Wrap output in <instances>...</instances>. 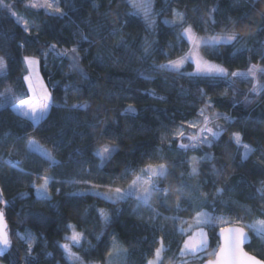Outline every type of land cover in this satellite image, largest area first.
Segmentation results:
<instances>
[{
    "label": "trees",
    "instance_id": "trees-1",
    "mask_svg": "<svg viewBox=\"0 0 264 264\" xmlns=\"http://www.w3.org/2000/svg\"><path fill=\"white\" fill-rule=\"evenodd\" d=\"M6 1L32 24L31 35L27 36L29 42L19 47L26 34L11 12L0 5V57L6 62L4 71L7 74L6 78L0 76V93L11 88L17 102L26 98L27 84L23 77L27 70L23 58L34 56L40 61L41 76L51 92L52 106L35 129L30 120L15 113L11 106L0 108V190L8 202L2 204V209L12 240L11 247L0 254V263L26 264L27 247L17 233L30 232L37 238L31 255L38 258V264H66L58 244L70 232L67 225L72 224L77 231L85 233L83 248L74 247L85 261L108 264L107 252L114 236L115 243L127 250L120 264H144V254L154 248L153 240H158L163 233L174 232L173 221L163 217L175 213L154 202L152 207L162 216L153 223L149 219L150 210L143 205L137 209L131 198L126 203L113 204L90 194L69 195L77 192L79 186L86 187L71 181L89 179L93 183L106 184L115 178V186L127 187L133 177L128 175L123 179L126 167L130 171L138 170L148 162H160L163 158L169 164L171 174L162 183L176 189L181 171L188 172V167L187 164L173 166L172 162L181 154L168 151L169 143L176 148L170 133L164 142L160 137L166 129L179 125L182 119H197L198 110L204 106L200 103L198 89H203L212 98L216 109L229 113L232 121L225 123L221 139L212 147L195 151L198 156L208 153L214 159L200 165L198 176L190 178L185 174L183 179L190 186L199 185L193 195L208 199L205 208L211 210V202L215 200L218 215H228V209L222 203L226 202L232 209L233 219L240 217L244 222L252 223L260 218L264 200L257 189L264 181L261 171L264 164L254 165L253 162L264 153V93H250L251 83L242 79H235L234 88L223 79H218L215 86H209L204 79L197 82L180 72L162 70L158 66L184 55L189 49L186 41L178 44L176 33L179 29L164 23L173 18V10L185 13L187 23L199 36L223 33L227 26L239 37V43L222 45L216 55L201 47L200 54L204 58L222 65L229 72L245 71L249 61L264 66V59L259 54L264 31L258 30L264 26V0H258L254 8L250 0H153L154 27L146 25L139 14L127 15L135 13L128 0H69L71 8L63 2L60 4L68 12L62 18H54L42 8L29 7L28 0ZM214 3H219L220 12L214 15L221 21L215 25L209 17V9ZM112 30L116 35L109 34ZM122 39L126 42L123 45ZM145 39L158 42L152 45L153 51L148 57L144 55ZM52 44L58 50L77 47L81 56L79 67L88 74V80L81 78L67 57L46 60L42 53ZM169 44L175 47L170 48ZM182 72H193V66L187 63ZM141 73L151 79L145 80ZM260 79L264 82V76ZM66 86L68 91H65ZM75 88L80 91L76 92ZM225 92L227 94L223 95ZM246 95L250 103H245ZM73 104L86 107L70 111ZM129 105L135 108V114L125 112ZM237 132L243 143L258 149L243 165L242 148L238 151L236 143L231 141L232 134ZM29 139L43 147L56 163L30 149ZM105 146L116 147L118 151L110 163L98 169L100 161L93 153ZM161 148L164 149L162 152L157 151ZM77 150L82 155H77ZM84 169H90L91 175ZM28 173L55 177L50 199L37 196L30 183L35 177ZM216 188L234 190L216 195ZM185 192L187 194V189ZM174 200L175 192L167 208L174 207ZM95 209L106 210L112 222L105 224ZM180 215L192 217L193 213L183 211ZM161 226L163 233L159 231ZM218 229L216 227L215 231ZM98 235L100 242L96 239ZM251 236L247 251L264 258L260 239L252 233ZM182 240L178 231L166 236L165 243L171 250L166 254L165 264H171L168 258L178 252ZM89 243L95 247L85 251L89 249ZM212 244L215 246V240ZM45 253L53 255L46 256Z\"/></svg>",
    "mask_w": 264,
    "mask_h": 264
},
{
    "label": "snow or ice",
    "instance_id": "snow-or-ice-1",
    "mask_svg": "<svg viewBox=\"0 0 264 264\" xmlns=\"http://www.w3.org/2000/svg\"><path fill=\"white\" fill-rule=\"evenodd\" d=\"M65 3L66 7H73L69 0H42L39 3H32L28 5L31 8H42L45 13L54 17L62 18L68 15V12L61 8L60 4ZM258 0H250L251 6L254 8ZM3 0H0V4ZM132 8L135 9V13L139 14L143 12L144 21L149 27H154L156 24L155 19L149 15L147 8L142 5H138L136 0H128ZM9 11H11V5H3ZM94 7H98L94 5ZM220 12L219 3H214L213 7L209 9V17L213 25L221 22L215 18L216 13ZM15 16V13H12ZM172 20H165L164 23L172 28H178L180 31L176 33L177 41L179 43L187 42L189 45V50L182 56L176 59H168L167 63L160 64L158 67L166 71L180 72L181 75H187L193 78L197 82L201 79L207 81L209 86H215L218 79L227 80L229 86L234 88L235 79H242L251 83L250 93L259 95L264 93V82L261 81L260 77L264 76V66L260 64H252L249 61V66L245 71L236 70L229 72V70L222 65L216 64L212 61L204 59L200 55L201 47L207 48L212 54H218V49L222 45H232L239 43V37L234 31H230L227 26H225L223 33H213L206 37H199L195 33L193 26L187 23L186 15L183 12L176 10L172 11ZM243 19V17L241 18ZM16 23L22 26L23 32L26 34L22 37L19 47H24V44L28 43L27 36H30V28L27 20H23L19 17L16 19ZM259 31H264V26L259 27ZM110 35H116V31L112 30ZM38 39V36H37ZM83 39H87L83 37ZM79 43V42H77ZM121 45L126 43L123 39L121 40ZM158 43L157 41H149L145 39L144 41V55L148 57L152 54V45ZM178 46V45H176ZM48 52H43L42 55L47 58L48 55L54 54L57 58L67 57L71 61V67L78 71L81 78L88 80V74L79 67V62L81 60L80 52L77 47L73 46L71 49L57 50L56 45H47ZM169 47H175L169 44ZM250 52L255 51L254 49H247ZM239 51V49H238ZM261 58L264 59V42L261 44L260 53ZM167 55V53H164ZM23 62L27 66L28 75L23 77V80L27 84V94L26 98L20 99L19 103H16V93L13 89H6L4 92L0 93V108H4L11 105L15 113L20 116L27 118L32 122L33 128L38 125L42 120H44L52 106V96L51 93L44 87L43 82L39 78V73L36 70L40 61L34 56H25ZM186 63L194 65V71L190 73L182 72ZM6 62L3 57H0V76L6 78ZM145 80L151 79L150 76H144ZM35 77V79H34ZM39 85V90L37 89ZM79 92V88L74 89ZM65 91H68L66 86ZM200 95V103L204 106L198 110L197 119L188 121L182 119L179 125H176L174 129H166L165 134H162L160 139L161 142L168 140V133L171 134L172 142L176 144V148L173 149L171 143H169L168 151H175L180 153L181 156L178 160L173 161V166L176 164H187L190 168V172L187 175L191 177H196L200 174V165L205 161L214 159L208 153L202 156H188L190 151H200L204 147H212L215 142L219 141L222 137L224 128L216 123L215 121L223 119L231 122L232 118L221 112H210L214 108V102L210 96L203 89H198ZM150 95L155 96L154 92H150ZM227 93H223L226 95ZM235 94V90H234ZM163 100L164 97H157ZM251 100L248 95L245 96V103H250ZM235 101L233 104L235 105ZM81 106L79 104H73L70 111L79 110ZM135 108L131 105L125 109L126 113L135 114ZM94 127V126H93ZM21 139L23 137H20ZM186 141V142H185ZM231 141H234L239 149H243L241 154V165L245 162L250 161V158L254 156L258 149L242 142V137L240 133H233ZM28 147L35 151H40L42 155L46 156L51 163H56V161L45 151L39 148L37 143L29 139L27 141ZM164 149H158L157 151H163ZM118 151L116 147L105 146L102 150L97 149L94 151V155L99 158L98 169L104 168L108 163L111 162L114 154ZM77 155H82L79 150H77ZM151 158H149L150 160ZM256 164H264V153H261L257 160L253 162ZM215 170V165H213ZM22 171V170H21ZM85 173L89 176L91 175L90 169H84ZM264 172V168H261ZM169 164L161 158L160 162H148L144 167H140L138 170H131L126 167L123 179H127L128 175L133 178L127 187H119L116 185V179L110 180L106 184L93 183L89 179L73 180V184H83L86 186V191L73 192L69 195L85 196L94 195L105 202L116 203H126L129 198H134L136 201V208L138 209L141 205L148 208L152 215L149 217L150 221L155 223L162 213L157 211L152 207V200L155 198L160 202V206L165 207L168 211H173L175 215L168 217H163L165 220H172L174 224V232L178 231L183 237L182 243L178 245V252L168 259L171 264H193V262H198V264H264V258H258L257 255L251 254L245 250V245L251 246L252 237L249 236L251 232L253 236L257 237L261 241L260 251L264 252V205L261 206L260 218L256 219L252 224H244L240 217L233 219L231 217L232 209L228 208V204L224 203V207L228 209V215L216 216L214 213L216 211V202L213 199L211 202V211L204 210L209 204L207 198L201 199L199 196L193 195L196 192V186H190L183 177L185 172L181 171V180L179 185L175 189L176 201L173 208H167L168 201L173 195L172 189L161 187V184L170 175ZM217 171V175H219ZM28 175H34V179L30 182L31 186L35 189L39 197L43 200L50 199L49 185L55 182V177L52 175H40L39 173H28ZM37 181H42L37 183ZM243 182V181H241ZM101 188L106 189V191H100ZM187 189V194L185 190ZM233 191L234 188H216L215 194L222 195L225 191ZM60 190L57 189V192ZM260 197L264 200V181H261V187L257 189ZM0 203L7 204L8 202L3 199V191L0 190ZM187 205V208L184 207ZM100 219L104 221L105 224H110L111 216L104 209H95ZM183 211H190L193 213L192 222L189 223L185 221L180 215ZM87 214V213H86ZM177 225H179L177 227ZM185 225H187L185 227ZM227 225V226H224ZM219 226V232L215 231L216 227ZM67 228L71 230L70 235L64 237L65 243L58 244V247L63 250V256L65 258L66 264H85L83 258L76 252L73 251V247L83 248V242L86 241L85 233L82 231H77L76 226L69 224ZM163 233V226L159 229ZM173 233H163L158 240H153L154 248H150L148 253L144 254V264H165L166 254L171 250L170 245L165 243L167 235H173ZM20 240L24 241L27 245V255L25 257L26 264H38V258L31 255L33 251V246L36 243V237L30 232L25 234L17 233ZM98 242L101 241V236H96ZM215 240V246H213L212 241ZM144 242H147L146 240ZM12 245V240L10 238L9 232L7 230V223L5 221V213L3 209H0V254L7 251ZM95 246L89 243V249H93ZM115 252L116 255H127V250H121L120 247L115 243V237L113 236L112 247L109 248L107 255L109 257L113 256ZM46 256H52V253H45ZM91 264H96V262H91Z\"/></svg>",
    "mask_w": 264,
    "mask_h": 264
},
{
    "label": "rangeland",
    "instance_id": "rangeland-1",
    "mask_svg": "<svg viewBox=\"0 0 264 264\" xmlns=\"http://www.w3.org/2000/svg\"><path fill=\"white\" fill-rule=\"evenodd\" d=\"M39 2H42V0H28V4L27 5H30V4H32V3H39ZM136 2H137V4L138 5H142L144 8H147V10L149 11V15H151L152 17H154V14H153V0H136ZM2 7H4L3 5H11V3L10 2H7L6 0H3V3L2 4H0ZM132 7V6H131ZM37 9H39V8H37ZM132 10L135 12L136 10L135 9H133L132 8ZM11 14L12 13H15L16 15L14 16L15 17V19H17V17H19V18H21V19H23V20H27L28 21V24H29V28H30V26H31V22L28 20V19H26L23 15H20L19 13H17V11L11 6ZM139 15L140 16H142L143 18H144V16H143V12L141 11L140 13H139ZM173 19V18H172ZM171 19V20H172ZM179 31H180V29H179ZM222 34V33H221ZM197 36H199V35H197ZM199 37H206V36H199ZM58 50V49H57ZM189 50V49H188ZM62 51V50H61ZM45 52H48V49L45 51ZM201 55V54H200ZM202 56V55H201ZM203 57V56H202ZM55 58H57L54 54H49L48 55V57L46 58V60H48V61H51V60H53V59H55ZM204 58V57H203ZM204 59H206V58H204ZM206 60H208V59H206ZM209 61H211V60H209ZM212 62H214V61H212ZM214 63H216V62H214ZM187 64V63H186ZM185 64V65H186ZM216 64H218V63H216ZM220 65V64H219ZM193 66V71H194V65H192ZM26 70H27V75L29 74L28 73V69H27V66H26ZM37 71H38V73H39V78H40V80L43 82V85H44V87L45 88H47V90L50 92V90H49V88H48V86H47V84L45 83V81L43 80V78H42V76H41V72H40V68H39V65L37 66V69H36ZM34 79H35V77H34ZM6 89H9V88H6ZM6 89H4L3 90V92L6 90ZM37 89L39 90V85H37ZM51 93V92H50ZM16 103H19V102H17L16 101ZM8 106H11V105H8ZM210 112H221V113H224L225 115H227V116H229V117H231L230 116V114L229 113H227V112H224V111H220L219 109H216L215 107L213 108V109H211L210 110ZM232 118V117H231ZM216 123H218V124H220L223 128H224V126H225V123L226 122H228V121H226V120H223V119H220V120H217V121H215ZM186 142V141H185ZM38 145V144H37ZM39 146V145H38ZM39 148L40 149H42V150H45L43 147H41V146H39ZM102 150V149H101ZM35 151V150H34ZM46 151V150H45ZM37 152H39V153H41L40 151H37ZM47 152V151H46ZM242 152H243V149H242ZM48 153V152H47ZM189 157L190 156H192V155H196V156H198L197 154H196V152H193V151H190V152H188V154H187ZM187 167H188V165H187ZM188 172H190V168L188 167ZM188 172H185V174L187 175V173ZM188 176V175H187ZM189 177V176H188ZM192 178V177H191ZM42 181H39L38 183H41ZM75 185H79V184H75ZM161 187H164V188H171L172 189V191L173 192H175V189H173V186L171 185H168V184H166V185H164L163 183L161 184ZM76 191L77 192H81V191H86V187H82V186H79V187H77L76 188ZM100 191H106V189H104V188H101L100 189ZM51 192V184L49 185V193ZM36 194H37V192H36ZM37 196L39 197V195L37 194ZM131 199H133L134 201H135V199L134 198H131ZM175 201L176 200H174V205H175ZM136 202V201H135ZM154 202H158V203H160L158 200H156L155 198L152 200V202H151V204H153ZM0 209H2V203H1V205H0ZM204 210H206V211H211V210H209V209H207V208H205ZM216 216H220V215H218L217 214V212L215 211V213H214ZM185 221H188L189 223H191L192 222V217H182ZM243 221V220H242ZM243 223L244 224H252V223H254V221L251 223H247V222H244L243 221ZM187 225H185V227H186ZM224 226H227V225H224ZM217 227H219V226H217ZM251 233V232H250ZM71 234V230H70V232L67 234V235H70ZM23 235V234H22ZM66 241H65V239L63 240V242H61V244H63V243H65ZM117 245L120 247V249L123 251L124 249L117 243ZM24 246L25 247H27V245L24 243ZM111 247H112V245H111ZM110 247V248H111ZM73 251H75V249H74V247H73ZM84 260V259H83ZM122 260H123V255H120V256H118V255H116L115 254V252L113 253V256L112 257H109L108 256V264H120L121 262H122ZM85 261V260H84ZM0 264H2V263H0ZM85 264H91V262H87V261H85ZM96 264H99V263H96ZM193 264H198V262H193Z\"/></svg>",
    "mask_w": 264,
    "mask_h": 264
},
{
    "label": "water",
    "instance_id": "water-1",
    "mask_svg": "<svg viewBox=\"0 0 264 264\" xmlns=\"http://www.w3.org/2000/svg\"><path fill=\"white\" fill-rule=\"evenodd\" d=\"M217 233L219 232V229L216 231ZM249 236H251V233H249ZM252 237V236H251ZM252 240V239H251ZM250 243H251V241H250ZM246 246H247V244L245 245V250L247 251V249H246ZM249 252V251H248ZM250 253V252H249ZM252 254V253H251Z\"/></svg>",
    "mask_w": 264,
    "mask_h": 264
}]
</instances>
